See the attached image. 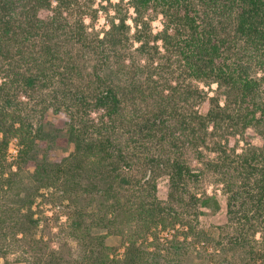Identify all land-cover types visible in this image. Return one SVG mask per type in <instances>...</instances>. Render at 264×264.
<instances>
[{
  "label": "rangeland",
  "instance_id": "rangeland-1",
  "mask_svg": "<svg viewBox=\"0 0 264 264\" xmlns=\"http://www.w3.org/2000/svg\"><path fill=\"white\" fill-rule=\"evenodd\" d=\"M71 1L69 8L59 7L60 22L55 24L56 30L51 32V35L56 34L51 42L52 50L56 51V55L63 57L73 55L78 58L80 56L88 73L115 78L116 73L111 74L107 67L97 70L98 73L91 72L94 63L101 59L100 52L90 47H83L79 36L70 38L69 33L76 34L81 31L84 40L88 43L91 40L94 45L100 38L105 37L114 25H119L120 19H125L126 28L121 35L125 39L124 46L117 50L120 55L119 61L117 63L118 55L116 54L115 57L112 49H109L108 53L112 54L106 62L116 68L120 63L132 64L134 60L142 67L148 66L153 71L157 69V63L160 61L165 65L169 64L167 61L169 50L161 39L154 40L168 24V16L161 11V8L150 5L140 14L132 0ZM194 1L201 10L200 14H203L206 8L202 0ZM57 6V0H52L49 9L41 12V17L52 15L54 13L52 10ZM217 20L221 21L220 17L214 19L215 22ZM232 20L223 19L220 28H227L233 33ZM137 22L141 23V28ZM38 33L35 42L41 46L43 43L40 37L43 33L40 30ZM142 45H147V48L141 52L138 48ZM252 51L255 52L256 49L245 41L237 45L226 43L221 58L238 56L236 52L248 57L246 54ZM150 53H154L155 61L151 60L152 57L149 58ZM221 58H216V62ZM258 58L260 56L250 57V73L256 78L262 76L260 70L253 68ZM176 60L175 55L169 67L170 72L177 69ZM231 60L233 58L228 61ZM2 63L5 67V60ZM88 73L82 74L81 86H84ZM2 74L4 72L0 74V84L5 79ZM172 74L175 75V78L171 79L173 85L180 81L182 86L189 89L193 87L192 89L196 91L193 92L190 101L197 114L202 116L203 123L196 120L188 124L196 129V136L199 138H195L194 142L187 139L184 145L180 140L179 142L181 150L185 152L187 163L198 177L193 178L188 185L190 193H183L184 201L177 204L176 209H171L167 201L169 177L167 175L158 177L156 196L162 201L161 206L166 207L165 213H162V218L155 223L147 224L148 226L143 225V221L132 222L123 218L118 219L115 222L117 224H108L106 220L104 221L105 217L110 218L114 215L112 212L116 208L112 204L115 200L113 193L104 194L98 189L100 184L95 181L96 177L92 182L87 175H82L79 178L80 183L76 184L77 188L73 187L81 193L85 191L86 194L75 197L72 195L70 192L72 186H69L71 177H64L60 173L65 170L61 167L71 164L69 162L72 158H68L74 151V144L67 139L70 119L65 106L60 105L61 110L56 112L53 105H49L47 101L43 102L42 95L48 97L51 93L48 88L42 92V88L25 90L13 87L8 95L13 109L24 117L23 120L32 122L33 127L44 123L53 136L44 139L45 141H42L38 148L37 156L26 162L20 154L19 139L11 134L10 130L6 134L0 131V264H56L59 261L68 264L64 259L74 261L82 258L84 254H89L90 251L93 259L96 260L101 259L103 253L107 254V260L124 259L132 250L139 252L144 256L143 260L150 264H264V204L261 206L263 213H257L258 208L254 207L255 200L250 198V195L243 194L238 186L241 181L240 177H237L238 170H234L230 163H225L226 157H224L227 154L237 160L240 155L252 154V151L263 148L264 123H254L242 133H238L233 126L227 125L229 122L225 119H222L221 125L207 119L212 97L218 98L221 109H226V113L238 115L246 113V110L254 107L256 103L264 106V83H259L256 89L258 96L242 102L240 91L235 87L231 88L229 85L219 87L215 81L206 82L188 73L181 78L177 77L179 74ZM138 76L143 81L149 74L138 73L136 77ZM162 81L164 79L159 85H163ZM169 91L171 90L166 89L167 93ZM0 98L5 99V94L0 95ZM136 102L130 104L134 115L147 106L138 100ZM101 113L102 111L98 109L91 111V117L97 127L102 125L99 123ZM125 113L127 117L133 112L128 108ZM260 113L261 109L257 110L256 117H260ZM108 120L109 117H104V126L107 125ZM123 125L125 123L118 122L115 130L119 128L122 130ZM134 128V131L140 130V126ZM178 131L176 135L181 132ZM188 132L187 130L184 134ZM142 134L145 133H137V135ZM4 138L6 143H2ZM120 140L124 145L137 148V153L140 154L143 145H147L148 150L156 156L160 150L162 153L170 147L173 138L164 140L162 149L159 147V142L151 145V142L146 143L142 138L138 142H133L132 139L122 136ZM97 161L100 160L96 155L87 157L84 162L87 171L95 170L99 166ZM216 161L224 164L221 168L226 175L211 166ZM37 166H40V171L42 166L49 168L51 175L43 170L36 175ZM41 176L46 180H42ZM50 177L52 180L49 179ZM92 184L97 186L92 188ZM248 191L256 192V190ZM192 194L199 201H195ZM185 202L187 205L184 206ZM107 204L113 207L109 208ZM76 223L82 224L78 230L74 229ZM54 250L61 254H56ZM60 256L62 257L59 259Z\"/></svg>",
  "mask_w": 264,
  "mask_h": 264
},
{
  "label": "trees",
  "instance_id": "trees-1",
  "mask_svg": "<svg viewBox=\"0 0 264 264\" xmlns=\"http://www.w3.org/2000/svg\"><path fill=\"white\" fill-rule=\"evenodd\" d=\"M132 1L140 14L143 9L152 5L161 8V11L168 16L165 29L154 39L157 41L161 39L169 50L168 65L160 61L157 63V69L153 71L148 66L142 67L134 60L132 64L120 63L116 68L106 62L112 53L115 57H117L116 54L118 55L117 63L119 61L120 55L117 50L124 46L125 39L121 35L126 28L125 19H120L119 25H114L105 37L100 38L99 44V40L94 45L91 40L89 43L85 41L81 31L76 34L68 32L71 34L70 38L79 36L83 47H90L100 52L101 59L94 63L91 72L98 73L97 70L107 67L111 74L116 73L115 78L111 79L109 75L104 77L88 73L80 56L79 58L73 55L63 57L56 55V51L52 50L51 42L56 34L51 35V32L56 30L54 26L60 22L59 7L69 8L71 0H57L58 6L52 10L54 13L44 18L41 17V12L49 9L52 0H0V74L4 72L2 76L5 78L0 84V95L5 94V99L0 98V131L6 134L10 130L11 134L19 139L20 154L26 162L36 157L41 142L52 137L53 133L46 129L44 123L33 127L32 122L23 120L24 117L13 109L8 95L13 87L25 90L42 88V92L46 88L50 89L51 96L48 94V97H45L43 94V102L47 101L49 105H53L56 112L61 110L60 105H64L70 119L67 139L74 144V151L68 158H72L69 162L71 164L61 167L65 170L60 173L64 177H71L69 186H72L70 189L72 195L75 197L86 194L85 191L81 193L73 187L77 188L76 184L80 183L79 178L82 175H87L92 182L96 177L95 181L99 182L98 189L101 192L113 193L115 203L112 205L117 210L116 212L114 209L115 211L112 212L114 215L110 218L105 217L104 221L106 220L108 224H117L115 222L123 218V220L130 219L132 222L143 221V225L148 226L147 224L155 223L162 218V213H165L166 207L161 206L162 201L156 196L158 177L161 175L169 177L167 201L171 209H176L177 204L184 201L183 193H190L188 185L193 178L198 177L187 163L185 152L181 150L179 142L180 140L184 145L187 139L194 142L195 138H199L196 136V129L188 124L196 120L203 123L202 116L197 114L190 101L193 92L196 91L192 89L193 87L189 89L182 86L180 81L173 85L171 79L175 78V75L171 73L179 74L178 78L188 73L206 82L215 81L219 87L228 85L231 88L235 87L240 91L242 102L258 96L256 89L259 83H264V0H202L206 8L203 14H200L201 10L197 8L194 0ZM11 8L16 10H10ZM218 17L221 21L215 22L214 19ZM228 18L233 19V33L227 28H220L222 20H228ZM137 25L141 28V23L137 22ZM39 30L43 33L40 37L43 43L41 46L35 42ZM241 41L250 43L256 51L246 54L248 57H243L236 52L238 56L221 58L226 43L237 45ZM146 48L147 45H142L138 49L142 52ZM109 49H112L111 54L108 53ZM153 54L150 53L149 58L152 57L151 60L155 61ZM174 54L177 56L178 65L177 69L170 72L169 67L173 63ZM251 56H260L257 61L255 60L253 67L262 72L260 78L251 76ZM216 58L221 60L216 62ZM231 58L233 60L228 61ZM4 60L5 67L2 63ZM145 72L149 74L145 80L142 81L139 76L136 77V74L142 75ZM84 73L88 74L84 86H81L80 79H83ZM162 79H164L161 82L163 85H159ZM166 89L171 91L167 93ZM211 99V109L207 115V119L211 122H218V125H221L222 119H225L229 122L227 125L233 126L238 133H242L254 123H264V106L261 104L256 103L254 107L246 110V113L238 115L226 113V109H221L217 97ZM137 100L147 106L134 115L130 104L137 103ZM128 108H131L133 113L126 117L125 111ZM94 109L102 111L99 116L101 120L99 123L102 124L100 127L96 126L91 117V111ZM259 109H261L260 117H256ZM106 116L109 120L104 126ZM9 119L10 122H8ZM118 122L125 123L122 130L120 128L115 130ZM139 126L141 131H134V127ZM185 130L189 131L188 134H184ZM176 131L179 132L178 135ZM138 132L145 134L137 135ZM122 136L132 139L133 142H138L142 138L146 140V143L151 142V145L159 142L161 149L164 140L173 138V141L170 147L162 151L163 154L160 150L155 156L148 150L147 145H143L141 154L137 153V148H131L128 144L124 145L120 140ZM2 143H6L5 138ZM94 155L100 161H97L99 166L95 170L90 169L94 172L92 174L87 171L84 162L87 157ZM224 157H226L225 163H230L234 170H238L237 177L241 179L239 188L243 194L246 193L255 200L254 207L258 208L257 213L262 214L264 147L252 151V154L240 155L237 160H234L235 157L230 158L227 154ZM211 166L224 172L223 163L219 164L216 161ZM42 167L44 172L51 175L49 168ZM36 168L35 174L39 175L42 170L40 171V166ZM41 178L46 180L43 176ZM49 179L52 180V177ZM95 186L97 185L92 184V188ZM246 188L256 192L249 193ZM191 196L195 201H199L193 194ZM107 205L109 208L113 207L110 204ZM185 205H187L186 202ZM185 213L187 214V211ZM76 225L74 229L78 230L82 224L76 223ZM54 251L56 254H61ZM93 258L90 251L82 258L74 261L64 259V261L68 264H150L144 261V256L136 250L129 252L124 259L107 260L105 253L99 260ZM60 263L59 261L56 264Z\"/></svg>",
  "mask_w": 264,
  "mask_h": 264
}]
</instances>
